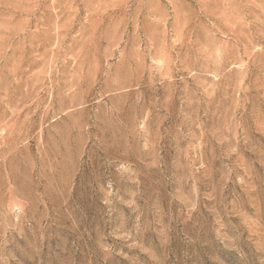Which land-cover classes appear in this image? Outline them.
<instances>
[{
	"label": "rangeland",
	"instance_id": "rangeland-1",
	"mask_svg": "<svg viewBox=\"0 0 264 264\" xmlns=\"http://www.w3.org/2000/svg\"><path fill=\"white\" fill-rule=\"evenodd\" d=\"M0 264H264V0H0Z\"/></svg>",
	"mask_w": 264,
	"mask_h": 264
}]
</instances>
